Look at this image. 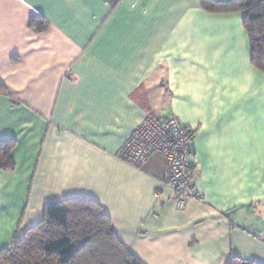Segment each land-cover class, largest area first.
I'll use <instances>...</instances> for the list:
<instances>
[{
    "label": "crops",
    "instance_id": "obj_1",
    "mask_svg": "<svg viewBox=\"0 0 264 264\" xmlns=\"http://www.w3.org/2000/svg\"><path fill=\"white\" fill-rule=\"evenodd\" d=\"M244 18L201 0H0V141L16 162L0 168V253L47 203L86 197L145 264H264V73ZM148 113L195 128L204 202L177 208L162 155L121 158Z\"/></svg>",
    "mask_w": 264,
    "mask_h": 264
},
{
    "label": "trees",
    "instance_id": "obj_2",
    "mask_svg": "<svg viewBox=\"0 0 264 264\" xmlns=\"http://www.w3.org/2000/svg\"><path fill=\"white\" fill-rule=\"evenodd\" d=\"M209 12L245 13L252 64L264 73V0H201ZM30 24L45 31L44 17ZM14 140L0 141V168H16ZM0 264H145L119 239L111 217L101 204L86 197L53 201L45 205L42 220L26 230L0 253ZM229 264H257L232 256Z\"/></svg>",
    "mask_w": 264,
    "mask_h": 264
},
{
    "label": "built area",
    "instance_id": "obj_3",
    "mask_svg": "<svg viewBox=\"0 0 264 264\" xmlns=\"http://www.w3.org/2000/svg\"><path fill=\"white\" fill-rule=\"evenodd\" d=\"M195 137V128L184 125L178 117L148 113L121 149L120 156L140 168L152 155H162L167 163L164 186L175 193L177 208L183 210L191 200L205 201L192 187ZM156 196H160L159 191Z\"/></svg>",
    "mask_w": 264,
    "mask_h": 264
}]
</instances>
